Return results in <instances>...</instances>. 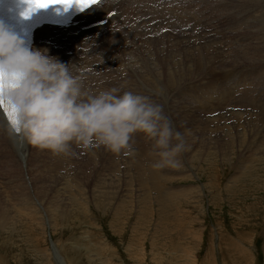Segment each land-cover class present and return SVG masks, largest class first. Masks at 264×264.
Segmentation results:
<instances>
[{"label": "rangeland", "instance_id": "1", "mask_svg": "<svg viewBox=\"0 0 264 264\" xmlns=\"http://www.w3.org/2000/svg\"><path fill=\"white\" fill-rule=\"evenodd\" d=\"M231 1L191 0L189 4L190 0H183L186 3L183 6L193 13L182 19L189 29L184 27L172 33L170 27L169 31L165 27L157 30V23L148 26L149 32L143 33L144 38L153 42L150 51L157 52L158 59L143 55L144 46L138 57L135 54L138 45L129 57H118L123 65L120 69L126 72L119 79L107 77L117 71L116 67L108 66L107 70L92 71L81 80L83 90L89 95L118 88V94L131 92L162 105L163 114L174 131L181 134L187 148L180 157L181 168L152 169L157 157L152 154V141L143 133H136L132 138L135 149L132 156L114 154L101 145L84 148L77 143L71 144L73 155H54L33 147L25 139L23 157L12 148L0 152V264H264V34L249 32L252 25L264 22V18L258 22L250 20L259 12L256 18L264 16V3L262 0ZM254 1L259 3L255 5ZM204 4L210 5L207 8ZM230 5L237 8L234 10ZM259 6L262 7L256 11ZM218 7L222 11L217 12V16ZM115 9L118 12L119 7ZM252 10L255 12L251 13ZM196 11L202 13L196 15L207 18L210 23L203 24L212 26L204 30L206 35L214 30L227 31L226 36L239 35L240 39L232 40L234 44L228 47L214 44L209 48L201 41L202 61V57L187 53L186 48L191 46L179 44L175 37L177 33L182 40L189 39L203 30L201 20L200 27L194 22ZM244 18L245 25L237 31H229V27L234 23L238 26ZM141 20L142 16L138 19L139 25L144 23ZM152 21L156 22V18L150 16L145 24ZM116 28V25L107 26L105 33L94 32L88 36L87 40L92 41L84 46L88 58L95 60L94 53L117 56L116 43L136 45L132 36L139 32L137 29L131 31L134 26L121 29L113 38L112 30ZM161 29L164 32L160 34ZM128 35L129 40L126 39ZM151 35L153 37H149ZM102 37L105 39L101 40ZM163 37L175 40L170 43L166 39L161 44L159 39ZM111 38L106 46L101 43ZM209 38L212 42L218 40ZM205 49L217 59L204 57ZM247 49L253 53V59ZM73 51L77 55L75 58L65 57L70 61L83 60L81 54ZM167 52L172 54L167 56ZM57 59L66 62V59ZM160 59L163 65H159ZM144 62L142 68L139 64ZM80 71L72 70L76 76ZM145 71L155 73L150 77ZM244 88L252 91V95L246 94L251 98L249 101L241 96ZM151 170L158 172L159 177H153L158 181L149 179Z\"/></svg>", "mask_w": 264, "mask_h": 264}, {"label": "clouds", "instance_id": "2", "mask_svg": "<svg viewBox=\"0 0 264 264\" xmlns=\"http://www.w3.org/2000/svg\"><path fill=\"white\" fill-rule=\"evenodd\" d=\"M28 7V5H27ZM111 88L89 95L70 66L47 49L28 48L0 23V104L13 111V133L54 155H73L71 144L101 145L114 154L132 156V138L143 133L157 157L154 170L182 167L187 150L163 106L131 92Z\"/></svg>", "mask_w": 264, "mask_h": 264}, {"label": "bare ground", "instance_id": "3", "mask_svg": "<svg viewBox=\"0 0 264 264\" xmlns=\"http://www.w3.org/2000/svg\"><path fill=\"white\" fill-rule=\"evenodd\" d=\"M208 1V0H207ZM231 1V0H230ZM234 1V0H233ZM236 1V0H235ZM239 1V0H238ZM238 1H237V3H238ZM246 1V0H245ZM247 1H252V0H247ZM261 1V0H260ZM263 1V3H264V0H262ZM215 2V1H214ZM218 2V4H219V1H217ZM232 2V1H231ZM255 2V1H254ZM125 3L127 4L126 6H124L125 5ZM227 4H230V3H228V1L226 2ZM235 3V2H234ZM244 3V2H243ZM242 3V4H243ZM250 3V2H249ZM257 3H259V2H257ZM256 2H255V5L257 4ZM184 4H186V3H183V0H181V2L179 1V0H106L105 1V4L104 5H101L100 7H96V8H93V9H91L87 14H85V16L84 17H82L83 19L82 20H84V19H86V20H90V19H92L91 21H87V23H85V24H83L82 26H86V25H89V24H92V23H95V22H98V21H101V20H104V19H107L108 20V25H106V26H102V27H104V28H102V27H96V28H93V29H91V30H88V31H84V32H81L78 28H74V29H70V30H67V32H71V31H73V32H75L76 34L75 35H73L72 37H66L65 35H63L62 34V32H53V31H50L49 29H47V28H44L42 31H40L39 32V35H38V37H37V39H40V40H42L43 42H46V41H49V42H53V43H57L58 45H59V47L61 48V49H63V48H65V47H72L73 49H75V50H77L78 49V51H76L78 54H81L82 56H81V58H83V60L81 59L80 61H74V60H72V61H70L69 60V58H67V57H65V55H67V54H65V53H63V54H58V52L56 53V52H53V51H48L49 49L48 48H46L47 49V52H49L48 53V55L49 56H52V57H55V58H62V59H66L65 61V63L64 64H66V65H68V66H70V68H71V71L72 70H81L80 71V74H79V72H76V74L77 75H79V76H82L81 77V80H83L84 78V76H86V75H88L89 73H91L92 71H100L101 72V70H103V69H108V66H114V68L116 67V70L118 71V73H117V71H116V73L114 72L113 74H111V75H108L107 77L109 78H114V79H119L120 78V76H122V75H124L123 73L125 72V71H123V70H121L120 68L123 66L121 63H120V61H118L117 59H118V57H120V58H125L124 56L126 55V56H130L132 53H135L134 52V50L138 47V45H140V47H139V49H138V53H135L138 57H140L141 56V51H140V48L142 47V46H144L145 47V49H143L142 48V50H144L145 52H143V55H146V57L147 58H149V59H152V60H156V59H158L157 58V52H156V54H153L152 53V51H150V47H151V45L153 44V42L151 41V40H148L147 38H144V34H146L147 32H149V28H148V26H151L150 25V23L148 22V25L147 24H145V22L147 23V21H144V23H142V25H138V26H135L134 25V29H132L131 31H135L136 29L138 30V32L139 33H137V34H135V35H133L132 37H134V39H135V41H136V45L135 46H130L129 44H127V46H122V45H119L118 43H116L117 44V49H116V51L118 52V54H117V56H107V53L104 55V53H101V54H93L92 56L95 58V60H93V59H90V58H88V54H87V52L85 51L86 50V48L84 47L86 44H89V43H92V41H90V40H87L89 37V35L91 34V33H94V32H103V33H105L106 31H105V29H106V27L107 26H114V25H116L117 26V28L116 29H114V30H112V37L113 38H115V37H117L119 34H120V31H121V29H122V27L124 26V28H130V26H133V24H130V23H135V21H136V19H139V17H141L142 16V20H141V22H143V20L145 19V17L146 16H151V17H155L156 18V23L155 24H157L158 23V25H157V27H158V29L157 30H159V28H169L170 27V29L172 28H174L175 30H177V31H182V30H184V27H185V29H189V28H187V25H186V23L184 24V23H182L183 22V20H184V17L185 16H187V15H190V16H192V14L190 13V12H192V11H190L191 9L189 8V9H186L183 5ZM189 4H191V0H190V2H189ZM194 4V3H193ZM214 4V3H213ZM241 3H239V5H240ZM252 4V3H251ZM122 5H123V7H122ZM179 5H181V6H179ZM205 6L207 5V4H204ZM208 5H210V4H208ZM207 5V8L209 7ZM232 6H233V4H231ZM230 5V7H232ZM254 5V3H253V7H254V9H256L255 7H257V6H255ZM116 6H118L119 7V10H118V14L117 15H115V16H112L111 18H109V17H107V15H108V13L109 12H111V11H113L114 9H115V7ZM199 6V5H198ZM218 6V5H217ZM219 6H220V4H219ZM235 6V5H234ZM245 6H247L246 5V3H245ZM244 6V7H245ZM181 7H184V8H181ZM188 7V6H187ZM200 7V6H199ZM230 7H227V9L228 8H230ZM240 7L242 8V6L240 5ZM247 7H250V6H247ZM246 7V8H247ZM262 6H259L258 8H257V10L256 11H258V9H260ZM193 8V7H192ZM204 8V7H203ZM219 8L220 7H218V8H216V9H218V11H216L215 13H216V15H217V12H219V11H222V9H220L219 10ZM221 8H223L222 6H221ZM233 8V7H232ZM235 8H237V7H235ZM235 8H233L234 10H235ZM246 8H245V11L247 12V10H246ZM194 9H195V6H194ZM240 9V8H239ZM244 9V8H243ZM248 9V8H247ZM252 9V8H251ZM250 9V10H251ZM253 9V10H254ZM189 10V11H188ZM200 10V9H199ZM209 10H210V8H209ZM208 10V11H209ZM225 12H224V14L226 13V10L225 9H223ZM233 10V11H234ZM249 10V9H248ZM253 10L252 11H250L251 13L253 12ZM116 11V10H115ZM179 11V12H178ZM202 11H204V10H202ZM228 11V10H227ZM230 11H232V9L230 10ZM230 11H228V12H230ZM238 11V10H237ZM243 11V10H242ZM244 11V12H245ZM211 12H212V10H211ZM239 12H241V11H239ZM246 12H245V14H246ZM249 12V11H248ZM255 12V11H254ZM253 12V13H254ZM199 12H195V15H193L194 16V18H195V20H194V22H196V26H198L199 24H200V20H201V22H202V24L203 23H205V21L207 22V18H201L202 16H200V15H196V14H198ZM201 13V12H200ZM199 13V14H200ZM222 13V12H221ZM242 13V12H241ZM258 13V12H257ZM264 13V12H263ZM168 14V15H167ZM202 14V13H201ZM207 14H208V12H207ZM209 14H211V13H209ZM219 14V13H218ZM235 14V13H234ZM238 14V13H237ZM250 14V13H249ZM258 14H260V12L258 13ZM258 14H256V15H258ZM136 15H137V18H136ZM164 15H167V16H164ZM175 16V17H177L178 16V18H176V19H172V17L171 16ZM226 15V14H225ZM224 15V16H225ZM228 15H229V13H228ZM227 15V16H228ZM236 15V14H235ZM235 15H234V19L236 18L235 17ZM242 15V14H241ZM255 14H254V16H253V18H250V20L252 21H254V20H256L257 22L259 21V19H261V18H264V16H263V14H261V15H259L257 18L255 17L256 16ZM204 16H205V14H204ZM213 16H214V14H213ZM212 16V17H213ZM218 16V15H217ZM217 16H215V17H217ZM238 16V15H237ZM246 16H248V14L246 15ZM102 17V18H101ZM231 17H232V15H231ZM256 19H255V18ZM187 18V17H186ZM211 18V17H210ZM219 18V17H218ZM228 18V17H227ZM150 19V18H149ZM152 19V18H151ZM183 19V20H182ZM190 19V18H189ZM209 19V18H208ZM212 19V18H211ZM224 19V18H223ZM242 19L243 18H240L239 20H241L242 21ZM245 19V18H244ZM191 20H192V18H191ZM192 20V21H193ZM216 20V19H215ZM227 20V19H226ZM229 20H232L233 21V19H229ZM229 20H228V22H229ZM263 20V19H262ZM149 21V20H148ZM186 21H187V19H186ZM209 21H210V19H209ZM214 21V20H213ZM213 21H211V22H213ZM232 21H230V22H232ZM160 22V23H159ZM190 22V21H189ZM188 22V23H189ZM235 22V21H234ZM240 22V21H239ZM239 22H238V26H236V25H234L233 24V26L232 27H229V31L230 32H233V31H237V30H239L240 29V27L242 26V24L243 25H245V23L247 22V20L245 19V21H243L241 24H239ZM249 22V21H248ZM184 24V25H182V24ZM191 24H192V22H190ZM215 23H217V22H215ZM215 23H214V25H215ZM264 23V22H263ZM261 24V23H259V25H255V26H253L252 25V27H251V29L249 30V32L251 33V32H256L255 33V35L257 34H259V33H261V35H263L264 34V30H262L261 32H260V30L264 27V24ZM200 24L201 25V27L203 28V30L201 31V28H199L200 29V33L199 34H195L196 36H199V37H196V36H194V35H192V36H190V38L189 39H184V40H182V36L181 35H178L177 34V38L175 37V39H178L177 40V42L179 43V44H189L191 47H187L186 48V52L187 53H190L191 55H193V54H196V56H199V57H202L203 56V52H202V45H200V42L202 41V43H203V45L204 46H206L207 48H209V47H212L214 44H223L224 45V47H228L230 44L231 45H233L234 43H232V40H233V42H235L236 41V39L238 38V36H235V37H228V36H226L225 34L227 33V31H224V32H218V31H216V30H214V31H212V33L211 34H208V35H206L205 33H204V30H207V29H212L211 27L212 26H210V27H208V26H206L207 24H208V22H207V24ZM210 24V23H209ZM208 24V25H209ZM252 24V23H251ZM146 25V26H145ZM212 25V24H211ZM229 25V24H228ZM231 25V24H230ZM249 25H250V23H249ZM120 26V27H119ZM206 26V27H205ZM198 27H200V26H198ZM192 28V27H191ZM97 29H100V30H98V31H94V30H97ZM214 29V28H213ZM245 29V28H244ZM264 29V28H263ZM174 30V31H175ZM248 30V29H247ZM253 30V31H252ZM255 30H257V31H255ZM246 31V30H245ZM244 31V32H245ZM190 33L189 34H192V32L191 31H189ZM194 32V31H193ZM197 32H199V30L197 31ZM226 32V33H225ZM144 33V34H143ZM246 34L248 33L247 31L245 32ZM148 34H150V33H148ZM252 34V33H251ZM160 35V34H159ZM168 35V34H167ZM173 35V34H172ZM200 35H202V36H200ZM230 36V35H229ZM149 37H153V35H151V36H149ZM209 37H216L218 40L216 41H211V38H209ZM86 38V39H85ZM113 38H111L110 40H108V41H102L101 43L104 45V46H106ZM131 37L128 35L127 37H126V39L127 40H129ZM173 38H174V36H173ZM215 38V39H216ZM242 38V37H241ZM105 39V37H102V39L101 40H104ZM119 40H121L122 41V37H119L118 38ZM150 39V38H149ZM166 39H168V41L170 42V41H172L173 42V40H175V39H172V38H170V37H163V38H160L159 39V42H161V44H162V42H163V40H166ZM179 39H181V40H179ZM221 39L222 40H225L226 42H223V41H221ZM238 39H240V37L238 38ZM125 41V40H124ZM191 41H193V44H191L190 42ZM157 42V41H156ZM204 42H205V44H204ZM124 43V42H123ZM171 43V42H170ZM177 43V44H178ZM201 43V44H202ZM262 43V42H261ZM160 44V43H159ZM167 44V43H166ZM174 43H172V45H173ZM198 45H200L201 47H197ZM230 45V46H231ZM256 45V44H255ZM262 45V44H261ZM163 46V45H162ZM170 46H171V44L169 45V48H170ZM174 46V45H173ZM175 46H176V44H175ZM178 46V45H177ZM203 46V47H204ZM240 47H241V44L239 45ZM153 48V47H152ZM167 48V47H166ZM173 47H171V49H172ZM176 48V47H175ZM237 48V47H236ZM263 48V47H262ZM36 49H45L44 47H36ZM120 49H122V50H120ZM177 49V48H176ZM254 49V48H253ZM252 49V51H254ZM258 49V48H257ZM158 50H160V49H158ZM183 50V49H182ZM221 50V49H220ZM219 50V51H220ZM248 51H250L249 49H247ZM256 50V49H255ZM169 51H170V49H169ZM233 50H231V52H232ZM160 52H162V51H160ZM184 52H185V50H184ZM228 52V51H227ZM245 52H247V51H245ZM257 51H255L254 53H256ZM93 53V52H92ZM155 53V52H154ZM162 53H164V52H162ZM182 53H183V51H182ZM241 53V52H240ZM239 53V54H240ZM250 53H251V51H250ZM172 54V52H167V56H170ZM181 54V53H180ZM220 54L221 55H223V52H221L220 51ZM246 54V53H245ZM90 55V54H89ZM164 55V54H163ZM185 55V54H184ZM247 55V54H246ZM248 55H249V52H248ZM251 55L252 56H250L251 58L253 57V53H251ZM257 55V54H256ZM262 55V54H261ZM68 56V55H67ZM91 56V57H92ZM237 56H239V55H236L235 57H237ZM255 56V55H254ZM156 57V58H155ZM175 57H178V56H175ZM186 58H187V56H185ZM204 57H207L208 58V60L209 59H212V60H216L217 58L216 57H214L213 55L212 56H210V54H208V50L206 51V49L204 50ZM219 57V56H218ZM228 57V56H227ZM226 57V58H227ZM258 57H260V56H258ZM143 59H144V57H142ZM185 58V59H186ZM242 58H243V56H242ZM128 59V58H127ZM164 59H165V57H164ZM180 59V58H179ZM183 59V58H182ZM202 59H203V57L200 59L201 61H202ZM250 59V58H249ZM253 59V58H252ZM261 59V58H260ZM61 60V59H60ZM136 60V59H135ZM151 60V61H152ZM170 60V59H169ZM237 60V59H236ZM62 61V60H61ZM132 61V60H131ZM165 61V60H164ZM167 61V60H166ZM165 61V62H166ZM180 61V60H179ZM178 61V62H179ZM182 61V60H181ZM180 61V62H181ZM243 61V60H242ZM253 61H255V60H253ZM150 62V61H149ZM179 62V64H181ZM196 62V61H195ZM241 62V61H240ZM240 62H239V64H240ZM262 62V61H261ZM132 63V62H131ZM140 63V62H139ZM146 62H144L143 64H139V65H141L142 66V68H143V65L145 64ZM151 63V62H150ZM158 63H159V65H163L164 64V62H162V60L160 59V60H158ZM163 63V64H162ZM189 63V62H188ZM202 63V62H201ZM210 63V62H209ZM234 63H235V61H234ZM238 63V62H237ZM242 63V62H241ZM243 63H245V62H243ZM248 63V62H247ZM246 63V64H247ZM264 63V62H263ZM77 64H79L80 66L79 67H77ZM154 64H156V63H154ZM196 64H197V62H196ZM254 64V63H253ZM262 64V63H261ZM132 65H133V63H132ZM137 65V64H136ZM152 66H153V63L151 64ZM167 65V64H166ZM188 65V64H187ZM200 65H202V64H200ZM199 65V66H200ZM241 65V64H240ZM251 65V64H250ZM258 65V64H257ZM125 66H126V64H125ZM181 66V65H180ZM235 66V65H234ZM236 66H238V64L236 65ZM242 66V65H241ZM138 68H140L141 69V67H139V66H137ZM149 67V66H148ZM186 67V66H185ZM201 67V66H200ZM87 68H89L90 69V71H87ZM110 68V67H109ZM150 68V67H149ZM229 68V67H228ZM231 68V67H230ZM240 68V67H239ZM132 69V68H131ZM139 69V70H140ZM154 69H156V68H154ZM195 69V68H194ZM214 69V68H213ZM134 70V69H133ZM198 70V69H197ZM135 71V70H134ZM154 71V70H153ZM158 71V70H157ZM188 71V70H187ZM113 72V71H112ZM130 72V71H129ZM137 72V71H136ZM139 72V71H138ZM160 72V71H159ZM159 72H157V73H159ZM126 73V72H125ZM139 73H141V72H139ZM144 73H146V75H154V73L152 72V71H145ZM92 74V73H91ZM98 74V73H97ZM101 73H99L98 74V76H105V75H100ZM105 74V73H104ZM142 74V73H141ZM140 74V75H141ZM189 74V73H188ZM197 74H199V71H197ZM146 75H144V76H146ZM157 75V74H156ZM127 77H129V76H131L132 77V74L130 75H126ZM175 76V75H174ZM141 77V76H140ZM151 77V76H150ZM247 77V76H246ZM89 78V77H88ZM135 78V77H134ZM146 78V77H145ZM224 78H225V76H224ZM223 78V79H224ZM239 78V77H238ZM260 78L261 77H259V80H260ZM101 79H103V78H101ZM142 79V78H141ZM147 79V78H146ZM171 79V78H170ZM253 79V78H252ZM254 79H257V78H254ZM253 79V80H254ZM258 80V81H259ZM144 81V80H143ZM151 81V80H150ZM149 81V82H150ZM153 81V80H152ZM245 81V80H244ZM261 81V80H260ZM94 82V81H93ZM146 82V81H145ZM125 83V82H124ZM147 83V82H146ZM251 83H253V82H251ZM120 84V83H119ZM154 84H155V82H154ZM242 84V83H241ZM245 84V83H244ZM167 85H169L170 86V84H167ZM238 85V87L240 86L239 84H237ZM246 85V84H245ZM256 85L257 84H255V87H256ZM149 87H150V85H148ZM226 86V85H225ZM236 86V85H235ZM168 87V86H167ZM172 87V86H171ZM174 87V86H173ZM180 87V86H179ZM181 88V87H180ZM228 88L230 89V88H232V87H229L228 86ZM246 88V87H245ZM242 89V93H244V95L242 94L241 96H244L245 98H247L246 97V94H250L252 91H250L249 89L248 90H246V89ZM257 88V87H256ZM255 88V89H256ZM169 89V88H168ZM175 89V88H174ZM208 89H210V91L213 89L212 87L211 88H208ZM215 89H216V87H215ZM218 89V88H217ZM234 89V88H233ZM254 89V90H255ZM177 91V90H176ZM215 91H217V90H215ZM228 91V90H227ZM238 91V90H237ZM255 91H257V90H255ZM223 92V91H222ZM225 92V91H224ZM229 92V91H228ZM227 92V93H228ZM239 92V91H238ZM213 93V92H212ZM200 94V93H199ZM224 94V93H223ZM223 94H222V97L221 98H223ZM229 94V93H228ZM234 94V93H233ZM250 95H252V94H250ZM249 95V96H250ZM260 95V94H259ZM220 96H221V94H220ZM248 96V98H250ZM159 97V96H158ZM214 97V96H213ZM231 97L233 98V96H230V99H231ZM253 97V96H252ZM215 98V97H214ZM241 98V97H240ZM247 98V99H248ZM218 99V98H217ZM235 99V98H234ZM244 99V98H243ZM246 99V100H247ZM251 99V98H250ZM254 99V97L252 98V100ZM260 99V98H259ZM237 100H238V98H237ZM236 100V101H237ZM241 100V99H240ZM239 100V101H240ZM245 100V101H246ZM225 101H226V99H225ZM228 101H229V99H228ZM231 101V100H230ZM245 101L243 100V102L245 103ZM248 101H249V99H248ZM255 101H256V99H255ZM241 102V101H240ZM256 102H259V100L258 101H256ZM221 103V102H220ZM226 103V102H225ZM237 103V102H236ZM242 103V102H241ZM246 103H247V101H246ZM252 103H253V101H252ZM251 103V104H252ZM249 105V104H248ZM211 106V105H210ZM221 106V105H220ZM250 106V105H249ZM235 107V106H234ZM236 107H238V105L236 106ZM247 107V106H246ZM258 107V106H257ZM239 108V107H238ZM244 108V107H243ZM261 110V109H260ZM216 111V110H215ZM263 112V111H262ZM231 115V114H230ZM233 117H234V114L232 115ZM243 116V115H242ZM238 117H240V116H238ZM244 120V119H243ZM241 122V121H240ZM244 122H245V120H244ZM233 123H235V120L233 121ZM246 123V122H245ZM236 124H238L237 122H236ZM244 123H242L241 125H243ZM241 125H240V127H241ZM247 125V124H246ZM246 125H244V126H246ZM249 125V124H248ZM251 125V124H250ZM227 126V125H226ZM239 126V125H238ZM230 127V126H229ZM243 128V127H242ZM219 129V128H218ZM233 130V129H232ZM250 130V129H249ZM237 131V130H236ZM236 133V132H235ZM203 135V134H202ZM226 137H228V136H226ZM225 139V138H224ZM233 140V139H232ZM224 142V141H223ZM225 143V142H224ZM224 143H222V144H224ZM225 144H227V142L225 143ZM224 144V145H225ZM218 145V144H217ZM229 145V144H228ZM24 146H25V144H24V138L23 137H21V136H19V135H14L13 134V132H12V129H11V127H10V125L7 123V121H6V119H5V116H4V113H3V110H1V107H0V152L1 153H3V151H8V150H10L11 148L12 149H14L15 150V153H16V151L20 154V156L21 157H23V155H24V152H25V150H24ZM231 146H232V143H231ZM223 147V146H222ZM228 148H230V147H228ZM227 148V149H228ZM249 149H250V147H249ZM249 149H248V151H249ZM211 150V149H210ZM219 150H221V149H219ZM218 150V151H219ZM222 150H224V147H223V149ZM256 150V149H255ZM11 151V150H10ZM9 151V152H10ZM201 151H203V150H201ZM220 153H221V151H219ZM13 153V152H12ZM11 153V154H12ZM204 153V152H203ZM225 153V152H224ZM205 154V153H204ZM212 154V153H211ZM209 155V154H208ZM210 156V155H209ZM219 157H221V156H219ZM224 157V156H223ZM254 158V157H253ZM204 159V158H203ZM254 159H258V157L257 158H254ZM253 159V160H254ZM261 158H259L258 160H260ZM89 160V159H88ZM88 160L86 161V162H88ZM249 160V159H248ZM257 160V161H258ZM82 161V160H81ZM192 161V160H191ZM206 161V160H205ZM226 161V160H225ZM133 162V161H132ZM248 162V161H247ZM138 163V162H137ZM149 163V162H148ZM85 165H87V164H85ZM137 167V166H136ZM140 167V166H139ZM148 168H149V166H148ZM103 170V169H102ZM150 170V169H149ZM157 174V175H156ZM84 175V174H83ZM122 176V175H121ZM147 177H148V174L146 175ZM155 176H158V172L157 171H153V170H151L150 172H149V179H150V177H151V179H152V181L155 179V178H157V177H155ZM153 177H155V178H153ZM159 177V176H158ZM159 179V178H158ZM146 180V179H145ZM151 181V180H150ZM151 181V182H152ZM155 181H158L157 179H155ZM102 182V181H101ZM99 184H100V182H99ZM102 185V184H101ZM152 185V184H151ZM210 186V185H209ZM170 194V193H169ZM58 198V197H57ZM84 202V201H83ZM30 208V207H29ZM30 218H31V216H30ZM196 247V246H195Z\"/></svg>", "mask_w": 264, "mask_h": 264}, {"label": "snow or ice", "instance_id": "4", "mask_svg": "<svg viewBox=\"0 0 264 264\" xmlns=\"http://www.w3.org/2000/svg\"><path fill=\"white\" fill-rule=\"evenodd\" d=\"M24 2L28 5V7L25 9L23 15L27 17L33 11L47 8L49 5H61L65 9L75 5L79 10L83 11L92 5L97 4L98 0H24ZM0 107H3L2 104H0ZM3 108L8 117L9 123L12 126H15L16 121L13 115L14 110L10 111L7 107Z\"/></svg>", "mask_w": 264, "mask_h": 264}]
</instances>
